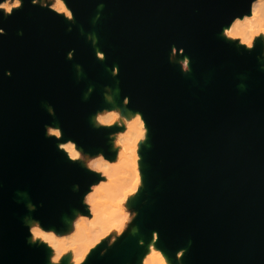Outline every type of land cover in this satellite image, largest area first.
I'll list each match as a JSON object with an SVG mask.
<instances>
[{"label": "water", "instance_id": "1", "mask_svg": "<svg viewBox=\"0 0 264 264\" xmlns=\"http://www.w3.org/2000/svg\"><path fill=\"white\" fill-rule=\"evenodd\" d=\"M21 1L0 9V264H48L28 215L59 231L75 209L88 213L84 197L101 176L59 143L115 157L120 127L90 121L105 108L103 88L115 87L149 129L138 232L156 231L173 261L186 249L181 264H264V42L222 35L254 0H65L72 20ZM173 51L189 56V73ZM55 122L61 140L48 135ZM140 249L131 233L82 264H137Z\"/></svg>", "mask_w": 264, "mask_h": 264}, {"label": "bare ground", "instance_id": "2", "mask_svg": "<svg viewBox=\"0 0 264 264\" xmlns=\"http://www.w3.org/2000/svg\"><path fill=\"white\" fill-rule=\"evenodd\" d=\"M7 2L8 0H5L0 5L9 11ZM56 11H63L67 19L72 17L65 0H58ZM98 16H100L99 12L94 20ZM222 35L240 38L242 43L246 42L248 45L257 38L264 40V0H254L251 13L236 18L229 26L224 27ZM89 38L93 40L97 56L103 60L104 54L97 45L96 32L89 33ZM171 60L179 62L184 72L191 71L190 58L187 54L176 57V52L173 51ZM108 71L115 75L117 65L113 70L108 69ZM92 87L93 85L90 89ZM103 93L105 108L93 114L90 121L94 126L119 124L124 127L121 133L117 132L118 135L113 134L111 137L112 147L116 148L117 154L113 158H107L100 153L99 157L89 160L90 164L86 159L81 162L83 166L94 168L102 176V180L94 183L84 197L88 214L82 213L66 219L67 229L63 233L54 228L44 232L35 222L33 223V236L48 241V264H80L112 230L121 232L128 219L126 206L138 197L144 186L142 147L148 146V126L140 111L125 108L124 112L122 111L123 115L121 112L123 107L118 103L120 94L118 87L110 91L103 88ZM124 101L127 104V98ZM51 128L57 134L60 131L56 122ZM59 147L70 159L75 158L79 153V148L72 140L60 142ZM17 196L25 199L29 205L26 192L18 191ZM73 212L75 213L76 209ZM31 219L30 215L26 217L28 222ZM132 235L139 238L142 248L137 254V264H172L170 255L159 244L156 231L152 232L149 240H146L136 227ZM185 251L186 249L178 251V257L185 254Z\"/></svg>", "mask_w": 264, "mask_h": 264}, {"label": "rangeland", "instance_id": "3", "mask_svg": "<svg viewBox=\"0 0 264 264\" xmlns=\"http://www.w3.org/2000/svg\"><path fill=\"white\" fill-rule=\"evenodd\" d=\"M36 2L37 3H39V4H41V5H43V6H48V7H50V8H52V9H54V10H56V8H57V6H58V0H36ZM8 6L10 7V9H9V11L8 10H6V8L5 7H0V9H2L4 12H6V13H9V12H11V10H13V9H16V8H19L21 5H22V1L21 0H19V3H17V0H8ZM58 13H60V14H63L64 16H66V14L63 12V11H57ZM73 19V17H71V19L70 20H72ZM226 39H228V40H230V41H235L238 45H242V46H245V47H247V48H252L253 47V45H254V43L257 41V40H259V39H261V38H257V39H254V41H253V43L252 44H250V45H248L246 42H244V43H242L241 41H240V38H230V37H225ZM263 42H264V40L263 39H261ZM262 62L264 63V53H263V56H262ZM110 90H113V89H111V88H107V91H110ZM125 104H126V102L124 101V103L122 104V105H120L121 107H123V109L121 110V112L126 108V107H124L125 106ZM124 112V111H123ZM122 112V113H123ZM121 113V114H122ZM123 115H124V113H123ZM98 126H105V125H98ZM111 126H118V127H120V130H118L117 132L118 133H121V131L124 129V127L123 126H121V125H119V124H113V125H111ZM60 129V128H59ZM122 129V130H121ZM115 133L114 135H118V133ZM48 135H53V136H56L58 139H60L61 140V138H62V135H61V130L58 132V134L55 132V130L54 129H52L51 127H49L48 128ZM66 141V140H65ZM74 144H75V142H74ZM75 146L76 147H78L79 148V153H78V155L75 157V158H73V160H76V161H78V162H82V160H84V159H86V161L88 162V164H90L89 163V160L91 161V160H93V159H95V158H97V157H99V154L98 155H90V154H87V153H84V151L79 147V146H77L76 144H75ZM113 151H115L116 152V154H117V150H116V148H113L112 149ZM91 170H93V171H95V172H97L94 168H90ZM98 174H100V172H97ZM100 176H101V174H100ZM101 180H102V176H101ZM100 180V181H101ZM99 182V181H98ZM135 202H136V199H134V201H132V203L130 204V205H127L126 206V216H127V221H126V223H125V225H124V228L122 229V231L121 232H118V231H115V230H112L109 234H108V236H106L105 238H103V240H102V242H100L99 244H101V243H105L107 246H111L112 244H114L115 242H117V241H119V240H121V239H123V238H125L127 235H129V234H131L132 232H133V229H135V227H136V224H135V220H136V216H137V213H138V210H137V208H136V205H135ZM84 203H85V205H87V203H86V201L84 200ZM82 213L81 212H77V210H76V212L75 213H73V216L74 215H81ZM88 214V213H87ZM72 216V217H73ZM36 223V225H37V227H39V229H41L42 231H48V229H43L40 225H39V223H38V221H36V220H33V219H31V221L30 222H28V221H26V224L30 227V229H31V237H30V242L31 243H38V244H44V245H46V246H48V241L46 240V239H43V238H38V237H35V236H33V233H32V228L34 227L33 226V223ZM66 229H67V226L65 225V228H63V229H61V230H56V231H58V232H60V233H63L64 231H66ZM98 244V245H99ZM90 253V252H89ZM184 255V254H183ZM182 255V256H183ZM88 256V255H87ZM181 256V257H182ZM180 257V258H181ZM180 258L179 257H177V260H175V261H173L172 259H171V263L172 264H181V261H180ZM86 259V258H85ZM84 262V260L80 263V264H82Z\"/></svg>", "mask_w": 264, "mask_h": 264}, {"label": "snow or ice", "instance_id": "4", "mask_svg": "<svg viewBox=\"0 0 264 264\" xmlns=\"http://www.w3.org/2000/svg\"><path fill=\"white\" fill-rule=\"evenodd\" d=\"M17 3H19V0H17ZM0 7H3V5H0Z\"/></svg>", "mask_w": 264, "mask_h": 264}]
</instances>
